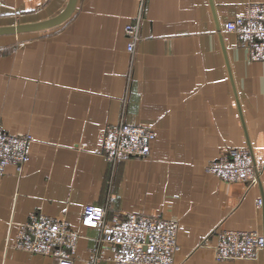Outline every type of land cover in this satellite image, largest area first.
Segmentation results:
<instances>
[{
  "label": "crops",
  "instance_id": "0c3cea01",
  "mask_svg": "<svg viewBox=\"0 0 264 264\" xmlns=\"http://www.w3.org/2000/svg\"><path fill=\"white\" fill-rule=\"evenodd\" d=\"M262 1L147 0L134 54L124 30L138 0H78L59 26L0 36V126L34 138L22 172L0 175V264H58L8 245L10 225L34 212L66 220L80 235L73 262L87 264L100 235L81 223L88 205L107 208L109 221L177 219L174 264H264V251L221 261L211 248L223 230L264 236V170L256 186L206 170L240 148L264 165V62L226 30ZM68 2L0 0V27L51 19ZM122 121L155 139L149 156L113 166L103 136Z\"/></svg>",
  "mask_w": 264,
  "mask_h": 264
},
{
  "label": "built area",
  "instance_id": "2783aa9c",
  "mask_svg": "<svg viewBox=\"0 0 264 264\" xmlns=\"http://www.w3.org/2000/svg\"><path fill=\"white\" fill-rule=\"evenodd\" d=\"M147 0H138L136 21L127 24L128 52L134 54L140 41L142 11ZM226 30L234 34L250 61L264 62V1L246 4L241 16L230 20ZM155 139L152 128L124 121L106 127L102 152L115 166L124 158L149 156ZM34 138L30 133L12 134L0 126V175L13 166L22 172L30 158ZM206 170L224 182H243L256 186L264 170L248 148L232 149L210 161ZM263 200H257L262 205ZM83 226L99 230L95 247L90 249L87 264L109 260L114 264H174L178 249L179 222L175 218L154 217L143 213H123L112 220L107 208L88 205L81 220ZM14 234L8 245L30 253L57 259L58 264H74L79 233L63 219L31 213L24 223L11 224ZM211 246L217 260H254L264 251V236L255 231L223 230ZM107 250L111 253L107 254Z\"/></svg>",
  "mask_w": 264,
  "mask_h": 264
},
{
  "label": "water",
  "instance_id": "95a60500",
  "mask_svg": "<svg viewBox=\"0 0 264 264\" xmlns=\"http://www.w3.org/2000/svg\"><path fill=\"white\" fill-rule=\"evenodd\" d=\"M78 0H69L65 9L58 14L57 16L35 23H20L11 26L0 27V36L1 35H10V34H20V33H29V32H39L44 31L56 26H59L65 23L74 13Z\"/></svg>",
  "mask_w": 264,
  "mask_h": 264
}]
</instances>
